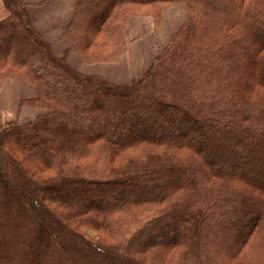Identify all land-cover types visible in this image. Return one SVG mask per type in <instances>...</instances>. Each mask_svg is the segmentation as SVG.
I'll list each match as a JSON object with an SVG mask.
<instances>
[{
  "label": "trees",
  "instance_id": "16d2710c",
  "mask_svg": "<svg viewBox=\"0 0 264 264\" xmlns=\"http://www.w3.org/2000/svg\"><path fill=\"white\" fill-rule=\"evenodd\" d=\"M3 1L0 87L44 112L0 114V264H264V0H79L62 55ZM178 4L141 80L68 62L119 61L132 17Z\"/></svg>",
  "mask_w": 264,
  "mask_h": 264
},
{
  "label": "crops",
  "instance_id": "0c3cea01",
  "mask_svg": "<svg viewBox=\"0 0 264 264\" xmlns=\"http://www.w3.org/2000/svg\"><path fill=\"white\" fill-rule=\"evenodd\" d=\"M21 1L25 5L28 18L34 28L52 44L57 55H62L67 48V43L62 36V29L70 22L75 4L79 0H46L43 4H36L32 0ZM8 14L9 10L4 1L0 0V19L5 18ZM185 14L187 12L183 5L170 6L164 10L161 23L157 26L152 16L132 17L126 31L128 49L117 62L90 64L85 62L82 56L75 51L68 52L67 60L73 67L82 72L99 73L118 84L134 83L135 78H138L141 73H146L150 68V66L149 68L146 67L153 61L151 46L159 45L161 47L167 38L170 39L171 34L185 18ZM160 31L162 35H160ZM131 37H138V41L131 40ZM154 51L157 52V49ZM36 93V88L23 80L6 79L0 88V113L2 117L4 118L7 113L9 116H15L16 119L10 124L16 120L25 122L35 118L40 109L24 105L18 111V104L24 98L34 96Z\"/></svg>",
  "mask_w": 264,
  "mask_h": 264
},
{
  "label": "rangeland",
  "instance_id": "374dc122",
  "mask_svg": "<svg viewBox=\"0 0 264 264\" xmlns=\"http://www.w3.org/2000/svg\"><path fill=\"white\" fill-rule=\"evenodd\" d=\"M187 17H188V15L185 14V18H184L182 21H184L185 19H187ZM173 28H174V26H173ZM160 35H162V32H161V31H160ZM137 38H138V37H133V38L131 37L130 39H131V40H134V39H135L136 42H137V41H138ZM127 40H128V39H127ZM163 40H164V39H163ZM167 40H169V39L167 38ZM167 40H166V41H167ZM150 41H151V39H150ZM166 41L163 42L162 46H164V44H166ZM162 46H161V47H162ZM151 47H152L151 54L153 55V57H154L155 55L159 54V52L162 50V49H160L161 47H160L159 45H158V46H155V45H154V46H151ZM162 48H163V47H162ZM127 49H128V47H127ZM155 49H157V52L154 51ZM150 61H151V60H150ZM87 63H88V62H87ZM90 64H91V63H90ZM151 64H153V61H151V62L148 64V66H147L146 68H149V66L151 67V66H152ZM105 67H107V66H105ZM108 68H109V67H108ZM80 71H81V70H80ZM81 72H82V71H81ZM145 72H146V71H145ZM84 73H85V72H84ZM98 74H99V73H98ZM143 74L145 75V73H141V75H140L138 78H135L134 83L137 82V81H139V80H141V79H142V76H144ZM99 75H101V76L105 77L106 79H108V77H106V76H104V75H102V74H99ZM8 78H13V77H8ZM8 78H6V79H8ZM139 78H140V79H139ZM6 79H5V80H6ZM14 79H18V78H14ZM5 80H4V81H5ZM19 80H21V79H19ZM108 80H110V79H108ZM4 81H3V83H4ZM23 81H24V80H23ZM110 81H112V80H110ZM25 82H26V81H25ZM112 82H114V81H112ZM3 83H2V84H3ZM115 83H117V82H115ZM117 84H118V83H117ZM130 84H133V83H130ZM121 85H129V84H121ZM1 86H2V85H1ZM0 88H1V87H0ZM24 99H25V98H24ZM18 106H19V104H18ZM23 106H24V105H23ZM20 108H21V107H20ZM20 108H19V109H20ZM38 109H39V108H38ZM18 111H19V110H18ZM41 112H44V110H43V109H40L39 113H41ZM16 113H17V110H16ZM19 113H20V112H19ZM39 113L37 114V116L39 115ZM0 114H1V113H0ZM1 116H2V114H1ZM17 116H19V114H17ZM37 116H36V117H37ZM36 117H35V118H36ZM14 119H16L15 116H9L8 113H7V115H6L4 118L2 117V120L5 121V122L3 121V123H4L5 125H8V124L10 125V122H12ZM33 119H34V118H33ZM33 119H31V120H33ZM28 121H29V120H28ZM19 122H20V121H19ZM25 122H26V121H25ZM20 123H23V122H20ZM0 137H1V134H0ZM88 233H89L92 237L94 236L93 232L89 231Z\"/></svg>",
  "mask_w": 264,
  "mask_h": 264
},
{
  "label": "bare ground",
  "instance_id": "6f19581e",
  "mask_svg": "<svg viewBox=\"0 0 264 264\" xmlns=\"http://www.w3.org/2000/svg\"><path fill=\"white\" fill-rule=\"evenodd\" d=\"M147 11V10H146ZM91 75V74H90Z\"/></svg>",
  "mask_w": 264,
  "mask_h": 264
}]
</instances>
